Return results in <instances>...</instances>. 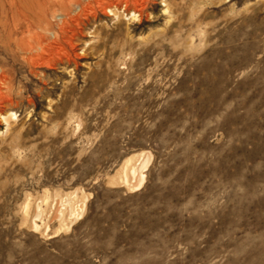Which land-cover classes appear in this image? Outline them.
<instances>
[{
	"label": "rangeland",
	"instance_id": "1",
	"mask_svg": "<svg viewBox=\"0 0 264 264\" xmlns=\"http://www.w3.org/2000/svg\"><path fill=\"white\" fill-rule=\"evenodd\" d=\"M65 2L0 0V264H264V0ZM46 7L75 57L31 72L4 41ZM60 198L69 229L27 227Z\"/></svg>",
	"mask_w": 264,
	"mask_h": 264
},
{
	"label": "bare ground",
	"instance_id": "2",
	"mask_svg": "<svg viewBox=\"0 0 264 264\" xmlns=\"http://www.w3.org/2000/svg\"><path fill=\"white\" fill-rule=\"evenodd\" d=\"M47 1L51 5L57 4L56 6H60V9L67 8L65 0ZM10 7L11 6H9V10ZM46 9L41 10L39 13L33 11V13L36 14H31L32 9L30 10V8L28 11L31 13L26 12V10L22 12L19 11V13L17 12L18 17L16 16L13 28L7 33L4 41V53L6 54V57L11 55L14 59L20 58L27 63L31 72L40 66L51 68L53 62H55L54 60H56L54 59V56L59 55L60 53L61 55L59 56H65L68 62L70 61V56L75 57L73 50L74 46L72 43L73 37L68 33L69 29H72L73 26L78 24V16L75 14L73 15L72 13L71 15L68 10H64L65 13H60L61 16L59 19L55 20L56 22L52 24L47 20V13L50 9L47 7ZM167 10L168 8L166 11ZM132 15L134 16V13H132ZM79 25L80 24H78V26ZM45 31H47V33H44ZM59 60L61 62L62 58H59ZM56 62L58 61L56 60ZM5 65H7V62ZM6 73L7 75L5 73V75H3L5 92L3 95H0V100H3V103L5 104H9V106H12L14 99H12V96L10 97L9 94L14 91L12 85L13 81L9 71ZM14 115L15 114L13 113L3 114V112H0V118L6 123L7 127L12 126H10V124ZM133 160L135 159L129 158L125 161V169L116 180L117 184L125 186L130 191L137 190L143 185L145 181L144 170L150 162V156L141 153L136 158L135 163L130 164ZM24 210L27 227L36 233H41L42 236H49L48 232L50 229V223L53 222V220H58L60 229H69L71 223H73L79 215L78 209L71 205L70 200H67L66 198L56 199L55 203L50 205V207L45 208L40 204H36L31 212L29 211L28 206H26Z\"/></svg>",
	"mask_w": 264,
	"mask_h": 264
}]
</instances>
